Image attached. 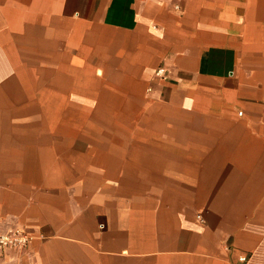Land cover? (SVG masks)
<instances>
[{"label": "crops", "instance_id": "0c3cea01", "mask_svg": "<svg viewBox=\"0 0 264 264\" xmlns=\"http://www.w3.org/2000/svg\"><path fill=\"white\" fill-rule=\"evenodd\" d=\"M0 99V264H264V0H0Z\"/></svg>", "mask_w": 264, "mask_h": 264}, {"label": "built area", "instance_id": "2783aa9c", "mask_svg": "<svg viewBox=\"0 0 264 264\" xmlns=\"http://www.w3.org/2000/svg\"><path fill=\"white\" fill-rule=\"evenodd\" d=\"M154 75L158 78L164 77L165 69L163 67H158ZM31 240L32 236H30L22 226L16 223L10 224L3 233H0V256L9 249H26ZM245 259L246 257L244 255L238 257L240 262L245 261Z\"/></svg>", "mask_w": 264, "mask_h": 264}, {"label": "rangeland", "instance_id": "374dc122", "mask_svg": "<svg viewBox=\"0 0 264 264\" xmlns=\"http://www.w3.org/2000/svg\"><path fill=\"white\" fill-rule=\"evenodd\" d=\"M33 81H28V80H22V81H16V83H10V81H8V87H10V84H11V86H13V87H18V88H23L24 89V93L26 94L27 92H28V89L27 88H31V83H32ZM10 93V94H9ZM15 97L14 96H12V94H11V92H10V90H8V95H6V96H4V99H3V102H5V100H8V102L10 103V106H11V102L13 103H15V100L16 99H14ZM24 98L25 99H27V96H24ZM12 99H14V100H12ZM1 100V99H0ZM13 106V105H12ZM15 108V107H14ZM14 108H10V109H12V110H14L15 111V109ZM18 111H20V109H18ZM17 113H21V112H17ZM16 114V113H15ZM13 130H17V129H15V128H13Z\"/></svg>", "mask_w": 264, "mask_h": 264}]
</instances>
